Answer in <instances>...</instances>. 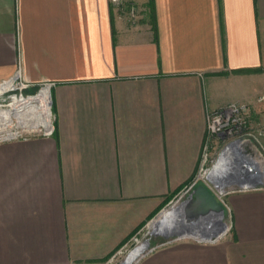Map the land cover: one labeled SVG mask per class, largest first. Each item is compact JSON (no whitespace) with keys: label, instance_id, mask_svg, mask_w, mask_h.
I'll return each mask as SVG.
<instances>
[{"label":"crops","instance_id":"obj_1","mask_svg":"<svg viewBox=\"0 0 264 264\" xmlns=\"http://www.w3.org/2000/svg\"><path fill=\"white\" fill-rule=\"evenodd\" d=\"M134 1L0 0V83H51L54 113L0 140V264L107 261L197 175L207 110L264 93V0ZM226 204V237L138 264H264V187Z\"/></svg>","mask_w":264,"mask_h":264},{"label":"built area","instance_id":"obj_2","mask_svg":"<svg viewBox=\"0 0 264 264\" xmlns=\"http://www.w3.org/2000/svg\"><path fill=\"white\" fill-rule=\"evenodd\" d=\"M111 4L120 11L121 14H125L128 16L130 21H137L142 13V8L137 4L134 0H110ZM51 83H46L42 88L40 89H31V85L22 79L21 70H19L16 75H14L12 78L5 80L0 83V89L3 90L1 94H7L8 98H4V101L9 100V103L1 102L0 107H7L12 106V101L14 99H19L21 102H30L31 100H36L35 97L39 96L43 91L48 90ZM49 98H48V113H49V121H50V128L46 129L44 134H51L54 129V122L52 121V117H54L53 109H52V97L49 92ZM247 113H248V105L246 103L242 102H230L220 108L217 109H208L207 110V136H206V142L205 147L203 151V156L201 160V165L199 168V171L197 175L194 177V179L185 185L183 189L176 195V197L169 203L171 206L165 207L161 213L171 210L174 207L186 203L189 199L193 196V190L194 188L201 183V175L202 171H206L204 169L205 162L209 155V150L211 145L215 143L216 138L222 139L225 143V146L220 153V156L222 153L231 145H239L240 143L244 142L247 139H251L254 141V135L250 132H247L248 128V121H247ZM10 119L5 118V120H0V124H9V122H6L7 120L12 121V116L10 115ZM18 124H21L20 121L17 122ZM22 135H11L6 136L2 140H8L12 138H16ZM256 142V141H254ZM238 155L241 154L237 152ZM218 161V160H217ZM215 165V164H214ZM213 165V166H214ZM212 166V167H213ZM211 167V168H212ZM210 169V168H209ZM249 171L253 175V168L249 167ZM205 174V172H204ZM251 175V176H252ZM207 178V177H206ZM250 180L247 184L241 185V188L239 190H251V189H257V188H263L264 187V180H257L253 179V177H250ZM206 183V182H204ZM211 190L213 191V188L206 183ZM214 192V191H213ZM215 193V192H214ZM223 192H221L222 194ZM216 196L219 198V200L222 202V204L225 207V211L223 213H219L222 216V219L220 221V228L217 231H214V227L209 226L207 228V231H205V234L200 233L199 231L190 233V234H184L180 236V239H189L194 240L199 243H215L224 237H226L232 230V220L231 216L229 214V218L226 216V206L224 201L221 198L220 194L215 193ZM211 230V232H210ZM214 231V232H213ZM215 233V234H214ZM136 242L133 247H131L130 243H127L125 246H123L116 254L121 253L120 251H127L126 256H124V262L130 255L132 251H134L142 242L139 241L137 237L134 239ZM116 258V255H113L110 259L113 260Z\"/></svg>","mask_w":264,"mask_h":264},{"label":"bare ground","instance_id":"obj_3","mask_svg":"<svg viewBox=\"0 0 264 264\" xmlns=\"http://www.w3.org/2000/svg\"><path fill=\"white\" fill-rule=\"evenodd\" d=\"M2 91L3 90L0 89V93H2ZM49 97V91L45 90L39 96L35 97L36 100H31L30 102H21L19 99H14L12 102V108L4 112L1 111L4 109H0V120H5V118L10 119L11 117L9 118L8 116L12 114L18 115L19 121L21 122L23 116L26 115L28 117L24 121V126H43L49 129ZM44 110H46V116L44 115ZM5 112L8 116L3 114ZM6 122H9V120H7ZM0 126L3 128L7 127L8 125L0 124ZM237 147L238 145L229 146L222 153L215 165L205 171V176L207 177V179H211L212 181H214L221 189L225 185H227L230 180L232 181V178L233 180L237 179L234 182L241 185L247 184L250 180H252L250 179V177H253V179L257 180H264V170L262 167V163L257 161L256 158V162L254 160L245 161L243 157H240V155H238ZM253 166H255L256 169L252 171V173L255 172L252 175L249 171V167ZM228 178L231 179L228 181L226 180ZM161 215L163 216L160 217ZM161 215L156 219V222H153V226L155 227L153 230L163 228V230L167 229L168 231L177 233L180 236L193 233L195 232V230L199 231L202 234H205V231H207V228L209 226L215 227L216 225H220V221L222 219L221 214L212 212L207 216L200 217L196 221L190 222V220L187 218V207L185 203L180 204L171 210L165 211ZM153 226L151 225L152 228ZM148 247V241H143L134 251L130 253L124 264H135L139 257H141L143 253H145V251H147Z\"/></svg>","mask_w":264,"mask_h":264},{"label":"rangeland","instance_id":"obj_4","mask_svg":"<svg viewBox=\"0 0 264 264\" xmlns=\"http://www.w3.org/2000/svg\"><path fill=\"white\" fill-rule=\"evenodd\" d=\"M257 72H261V69L249 70L247 73L249 75H251V73H257ZM4 98H6V99L8 98V93L4 94V95L3 94L0 95V103L1 102H6V103L10 102L9 100L4 101L5 100ZM242 103H246L248 105V113H247L248 128H247V132H250L251 134L254 135L253 139H254V141H256L255 143H256L257 147L259 148L260 153L264 159V93L259 94V95H255L251 98L250 101L242 102ZM12 105H13V103H12ZM10 108H12V106L11 107L10 106L0 107V109H4V110H1L3 112L9 110ZM45 111L46 110H44V115L46 116ZM3 114L8 116L6 114V112ZM11 116H12V121H9V124L8 123L6 124V125H8L7 127L2 128L0 126V140L5 138L6 136L9 137L10 134L11 135L44 134V132L47 129L46 127H43V126L19 127L20 124L17 123V119L19 121L18 116L12 115V114H11ZM8 117L10 118V115ZM27 117L28 116L24 115L23 119L26 120ZM52 121L54 122V117H52ZM225 143L226 142H224L222 139L216 138L215 143H213V145H211V147H210L209 155H208V158H207L205 165H204L205 170L211 168L217 162V160H219L220 153L222 152V150L225 146ZM253 170H255V169H253ZM204 172L205 171H202L201 181L208 183L213 188V191L215 193L221 195V198L224 201L225 206H226V216H227V218H229V214L231 216V212H230L229 208L227 207L226 198L229 195V193H231L233 191H238L241 188V184L234 182L237 179L233 180V178H232V181H231L230 180L231 178H228L226 180H228V181L230 180V182L221 189L210 178L209 179L212 182L210 180H208L206 178ZM221 192H223V193L221 194ZM167 206H171V204L170 205L168 204ZM161 214L162 213H159L151 222H149L147 225H145L143 227V229H141L137 233V235L135 236L139 239L140 242L148 241V244H149L147 251H145V253H143V255L141 257H139V259L135 262V264H138L139 261L141 260V258H143L146 254H148L149 252H151L155 248H158L164 244L171 243V242H174V241L180 239L179 234L174 233V232H170L167 229L163 230V228H161V229L158 228L156 230H153L154 228L151 227V225L153 226V224H151V223L154 220L156 222V219ZM162 216L163 215H161L160 217H162ZM231 220H232V218H231ZM220 227H221L220 225H218V226L216 225L214 227L215 228L214 231H217ZM165 228H167V227H165ZM232 228H233V224H232ZM135 237H133V239H131V243H130L131 247H133L135 242H136L134 240ZM120 252L121 253H119V254H116V253L114 254V255H116V258H114L113 260L110 261V259H111L110 258L107 261H104L100 264H124V259H125L124 256H126L127 251H120Z\"/></svg>","mask_w":264,"mask_h":264},{"label":"water","instance_id":"obj_5","mask_svg":"<svg viewBox=\"0 0 264 264\" xmlns=\"http://www.w3.org/2000/svg\"><path fill=\"white\" fill-rule=\"evenodd\" d=\"M237 152L241 154V157H243L245 161H255L256 158L257 161L262 163L264 170V159L259 148L253 140L247 139L240 143L237 147ZM252 168L256 169L255 166ZM185 205L187 207V218L190 220V222L196 221L200 217L207 216L212 212L223 213L225 211V207L222 202L211 190V188L204 182L199 183L194 188L192 198L189 199Z\"/></svg>","mask_w":264,"mask_h":264},{"label":"trees","instance_id":"obj_6","mask_svg":"<svg viewBox=\"0 0 264 264\" xmlns=\"http://www.w3.org/2000/svg\"><path fill=\"white\" fill-rule=\"evenodd\" d=\"M150 3H151V5H152V0H151V2H150Z\"/></svg>","mask_w":264,"mask_h":264},{"label":"flooded vegetation","instance_id":"obj_7","mask_svg":"<svg viewBox=\"0 0 264 264\" xmlns=\"http://www.w3.org/2000/svg\"><path fill=\"white\" fill-rule=\"evenodd\" d=\"M153 228H155V227L153 226Z\"/></svg>","mask_w":264,"mask_h":264}]
</instances>
